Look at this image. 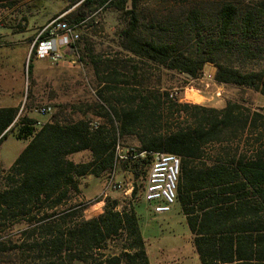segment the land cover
Wrapping results in <instances>:
<instances>
[{
    "label": "trees",
    "instance_id": "obj_1",
    "mask_svg": "<svg viewBox=\"0 0 264 264\" xmlns=\"http://www.w3.org/2000/svg\"><path fill=\"white\" fill-rule=\"evenodd\" d=\"M145 1L77 0L74 19L65 20L77 24L94 7L112 8L126 23L122 49L140 61L192 80L213 64L218 84L264 96V0H225L213 22L193 8L148 25L137 11ZM32 58L35 50L30 79ZM91 62L106 76L98 95H109L104 105L89 107L103 118L97 127L69 109L37 127L18 107H0V147L15 129L29 141L8 170L0 161V245L21 224V236L40 240L47 264H150L133 199L154 155L165 153L181 159L176 203L201 264H264V113L232 101L221 109L181 103L163 89L137 87V67H124L132 86L113 65L95 56ZM118 84L128 88L115 95ZM130 140L137 158L121 169L133 179L131 200L120 207L99 198L93 204L103 201V213L86 220L92 203L76 202L81 180L113 170L117 144ZM82 152L91 160L70 159Z\"/></svg>",
    "mask_w": 264,
    "mask_h": 264
},
{
    "label": "rangeland",
    "instance_id": "obj_2",
    "mask_svg": "<svg viewBox=\"0 0 264 264\" xmlns=\"http://www.w3.org/2000/svg\"><path fill=\"white\" fill-rule=\"evenodd\" d=\"M75 1L77 0H0V107H18L20 112L24 111L29 118L38 122L37 127H41L64 109H69L75 119L86 114L92 123L103 122V118L95 113L98 109L89 108L97 104L104 105V98L109 97L105 92L103 98L98 95L105 87L103 83L106 76L94 69L91 58L95 56L102 63L113 65L120 73V81L132 83V79L126 77L128 74L124 67L127 66L130 70L137 67V87L144 85L143 87L163 89L178 97L181 103L221 109L232 101L264 113L263 95L253 90L218 84L213 64L206 65L200 79L192 80L177 72L140 61L125 52L121 47L120 36L126 26L124 16L105 6L94 7L85 13V22L79 27L80 57L75 65L32 58L35 70L30 79L27 71L33 40L55 17L66 14L65 18L70 16V20H73L76 7L80 5L74 4ZM223 1L225 0H150L141 3L137 11L144 25L189 12L193 8L200 9L213 22ZM133 85L135 86L134 83ZM117 86L115 95H120L128 88L126 84ZM218 90L221 92L220 97L215 96ZM28 107L31 109L28 110ZM43 108L48 109L47 113L41 112ZM17 134L18 130L15 129L0 147V161L4 170L13 166L29 143L28 140L18 139ZM121 145L122 155L130 157L128 149L136 143L130 140ZM70 159L76 163L88 162L91 154L82 152ZM127 160H120L116 165V178L122 183L124 191L106 190V180L113 171L111 170L100 178L90 176L81 180V193L76 202L89 205L99 198L110 197L118 200L120 207L127 205L132 192L126 195L125 191L133 187L132 177L121 169ZM137 184L140 190L133 202L146 241L150 264H201L179 205L175 203L168 213L156 214L145 201L147 179ZM1 186L0 183V189ZM92 204L85 211L86 220L103 213V201ZM21 228L22 225L17 224L6 234L8 239L0 245V264H47L49 259L40 251V240L37 237L24 238L21 236Z\"/></svg>",
    "mask_w": 264,
    "mask_h": 264
},
{
    "label": "built area",
    "instance_id": "obj_3",
    "mask_svg": "<svg viewBox=\"0 0 264 264\" xmlns=\"http://www.w3.org/2000/svg\"><path fill=\"white\" fill-rule=\"evenodd\" d=\"M65 15L66 14H62L52 19L33 40L31 53L35 50V58L38 60H49L57 64L68 62L75 65L77 63L80 57L78 43L81 40L79 27H81L85 21L71 24L65 20ZM43 35L47 36L42 40L41 37ZM186 96L187 95H185V98H187ZM215 96H221L220 90L215 93ZM171 97H173V95ZM47 111L48 109L46 108L41 109L43 114L47 113ZM98 124L99 123H93V126L97 127ZM9 130L10 129L6 132ZM122 152L123 147L121 143H118L116 146V164L106 180V190L114 189L117 191H124L122 183L116 178V165L120 160L137 158V154L132 148L128 149L130 157L122 155ZM180 165L181 159L176 155L165 153L154 155V161L145 188V201L151 205L156 214L170 212L172 206L176 203ZM132 191L133 187L126 190L125 194L129 195Z\"/></svg>",
    "mask_w": 264,
    "mask_h": 264
},
{
    "label": "crops",
    "instance_id": "obj_4",
    "mask_svg": "<svg viewBox=\"0 0 264 264\" xmlns=\"http://www.w3.org/2000/svg\"><path fill=\"white\" fill-rule=\"evenodd\" d=\"M65 52H67V51H65ZM212 107H214V106H212Z\"/></svg>",
    "mask_w": 264,
    "mask_h": 264
}]
</instances>
